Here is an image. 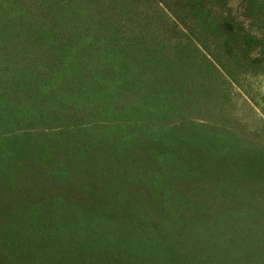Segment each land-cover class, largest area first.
<instances>
[{
  "label": "trees",
  "instance_id": "trees-1",
  "mask_svg": "<svg viewBox=\"0 0 264 264\" xmlns=\"http://www.w3.org/2000/svg\"><path fill=\"white\" fill-rule=\"evenodd\" d=\"M224 1L0 0V264H264L262 156L185 126Z\"/></svg>",
  "mask_w": 264,
  "mask_h": 264
},
{
  "label": "rangeland",
  "instance_id": "rangeland-1",
  "mask_svg": "<svg viewBox=\"0 0 264 264\" xmlns=\"http://www.w3.org/2000/svg\"><path fill=\"white\" fill-rule=\"evenodd\" d=\"M224 2V9L221 8L219 16L215 17L212 16L213 11L209 10L212 2H206L200 15V25L204 43L209 49L205 53L216 52L221 60L229 61L227 67L233 73V81L229 77L214 75L218 86L205 92L209 102L203 103L200 108L193 107L188 122L184 123L193 131H205L207 135L213 136L214 144L223 146L232 154L237 153L247 159L261 155L264 160V0ZM227 18L233 21L231 32L220 27L228 23ZM6 28H12L11 21ZM157 28L166 34L165 43L179 32L178 29L174 30L170 22L167 27L158 24ZM157 39L159 44L160 39ZM176 40L173 39V43ZM224 92L227 93L225 100L221 96ZM167 131L158 127L157 134H167ZM166 180L156 181L158 189H167L170 184ZM152 183L150 181L149 191L152 190ZM8 194L11 196L13 192ZM159 199L162 200L160 196ZM169 201L165 200L166 203ZM155 216L156 213L148 215L152 222Z\"/></svg>",
  "mask_w": 264,
  "mask_h": 264
}]
</instances>
